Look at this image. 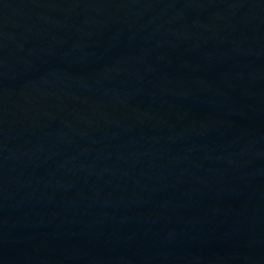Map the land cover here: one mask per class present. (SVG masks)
I'll use <instances>...</instances> for the list:
<instances>
[{
	"label": "water",
	"instance_id": "1",
	"mask_svg": "<svg viewBox=\"0 0 264 264\" xmlns=\"http://www.w3.org/2000/svg\"><path fill=\"white\" fill-rule=\"evenodd\" d=\"M0 264H264V0H0Z\"/></svg>",
	"mask_w": 264,
	"mask_h": 264
}]
</instances>
